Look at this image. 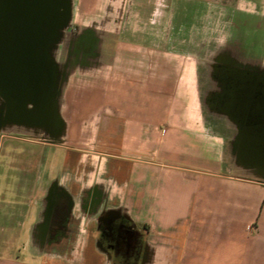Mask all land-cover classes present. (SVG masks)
<instances>
[{
    "label": "crops",
    "instance_id": "crops-1",
    "mask_svg": "<svg viewBox=\"0 0 264 264\" xmlns=\"http://www.w3.org/2000/svg\"><path fill=\"white\" fill-rule=\"evenodd\" d=\"M71 1L55 50L57 70L68 64L70 75L50 84L56 123L42 132L35 106L0 103V152L4 137L24 142L11 146L1 171L0 264H264V130L240 127L221 73L264 75V0H112L107 17L93 18L117 30L82 35L72 32ZM97 3L85 0L87 9ZM88 69L92 83H69ZM182 71L214 79L206 115L224 127L183 123L196 117L184 110L203 92L201 83H181ZM39 139L51 142L48 155L63 148V160L34 161ZM56 182L71 200L70 220L63 237L51 239ZM111 215L140 231L137 260L112 258L100 245L97 223Z\"/></svg>",
    "mask_w": 264,
    "mask_h": 264
},
{
    "label": "flooded vegetation",
    "instance_id": "flooded-vegetation-1",
    "mask_svg": "<svg viewBox=\"0 0 264 264\" xmlns=\"http://www.w3.org/2000/svg\"><path fill=\"white\" fill-rule=\"evenodd\" d=\"M79 29L74 27L72 32L77 34ZM90 44L91 41L85 43L88 52L90 51ZM30 46L31 44L28 45V49H18L10 58V65L7 58L0 59V103L3 106H6V103L35 106L38 109L37 116H34L38 124L37 127L44 132V130H50L52 123H56L53 118L54 110L51 111L52 105L49 103L51 100V83L47 79L48 53L45 47H37L36 50H33ZM224 78L231 79L233 77L224 75ZM228 81L230 83V80ZM238 83H240L239 80ZM251 83L256 84L259 90L253 97L248 111L238 109L239 125L241 128L264 130V75L254 73ZM17 115L22 116V114ZM32 129L36 131V128L33 127ZM35 143L38 145V149L44 153L43 161H47L46 149L49 148L50 143L43 139H39ZM49 195L51 196L53 219L58 221L57 226L53 227L54 229L50 232V236L51 239H60L64 235V232L61 231L64 226L63 223L66 219L70 220L71 200L66 189L58 182L51 185ZM94 224L96 227V221ZM97 229L100 245L109 252L112 258L126 262L140 258L142 237L134 222L123 215L116 217L111 215L101 218L97 223Z\"/></svg>",
    "mask_w": 264,
    "mask_h": 264
},
{
    "label": "water",
    "instance_id": "water-1",
    "mask_svg": "<svg viewBox=\"0 0 264 264\" xmlns=\"http://www.w3.org/2000/svg\"><path fill=\"white\" fill-rule=\"evenodd\" d=\"M71 0H0V59L10 58L20 48L50 52L48 79L57 83L59 73L55 50L71 19ZM233 78L226 92L235 109L248 111L259 87L251 83L252 72L226 70ZM238 80L240 83H238ZM232 82V83H231Z\"/></svg>",
    "mask_w": 264,
    "mask_h": 264
},
{
    "label": "rangeland",
    "instance_id": "rangeland-1",
    "mask_svg": "<svg viewBox=\"0 0 264 264\" xmlns=\"http://www.w3.org/2000/svg\"><path fill=\"white\" fill-rule=\"evenodd\" d=\"M101 2H102L101 4L97 3L98 7H96V8L91 7L90 9H87V6L85 4V0H74L75 17H74L73 26L78 27V29L81 28L78 30L79 35H82V34L87 33V32L92 33L94 30H96V32L100 31L103 33H110V32H114L117 30V26L110 25L107 20H105L101 23L95 22L96 19L93 18L94 15L96 14V18H98L99 17L98 14H101V17H99L100 19L103 18V16L107 17L108 12L106 11V9H108V8L105 6L107 4L113 3L112 0H101ZM86 9L88 11H86ZM110 37H111V35H110ZM112 37L114 38V42H112L113 45L110 47L115 48L116 47L115 43L118 42L117 41L118 36L113 34ZM77 38L78 37H73L72 43ZM102 47L106 48V45H103ZM70 50H71V48H69V52H70ZM69 71H70V67L68 66V64L67 65L65 64L63 66L60 65L59 71H58L59 77L63 78L64 80L68 79V77L70 75ZM87 71L88 72H86V73H82L81 71L77 70L69 78V83H92V78L90 76L91 70L88 69ZM186 73L184 71L181 72V74H182L181 83H201L202 84L201 90L203 92L202 93L203 97H202V102H200V100H199L200 98L197 96V103L195 105H192V104L187 105L186 110H184V111L195 112L196 117H194V120H192V121L187 120L186 122H183V123L187 124V127H196V128H204V127L222 128V127H224L222 125L223 121L221 119H219L217 115L216 116L214 115L212 119H210L206 115V114H210L211 111L209 112L208 108L210 107L209 105H211L212 103H208L207 101H205V99H203L204 98V92H205V89L207 86H210V85L212 86V83H216L214 81V79H211L209 77V73H205L203 71L202 72L199 71L198 73H195L193 71L192 72L187 71ZM189 73L192 74L190 81H189ZM221 73H223V75H227V76L229 75L228 71L221 72ZM195 76H196V78H195ZM175 83H178V80ZM71 87L74 88V86H72V85H71ZM94 101H96L95 96L93 97V101H91V103L88 102L86 104L87 107L89 108V105L92 104V102H94ZM70 109H71V107H70ZM70 109L67 110V112H66L68 116L72 115V112H70ZM85 109H86V107L83 106L84 113H85ZM84 113L81 116H79L78 121L81 120ZM93 121L94 120L92 118V119L86 121V123L90 124V127H93L92 126ZM205 123H206V125H205ZM165 127L162 128V129H165V131L160 130V137H165L164 135L167 133L166 132L167 125ZM75 133H76V125L71 126V129H70V135L72 136V139H73V137H75ZM88 138H90V139L95 138V136H88ZM31 142L32 141H30L29 143H31ZM45 142L51 144V142H48V141H45ZM21 143H24V142H20V141L17 142V140L11 139L10 137H4V139H2V146H1L2 152H0V190H2L3 193L7 192V189H6L7 177L2 176L1 171H4V169L2 170V166L6 165L7 159L8 160L12 159V155H11L12 153L10 151L11 146L12 145H15V146L21 145ZM32 143H34V142H32ZM209 147L212 150L213 159L219 158V156H220V145L214 143L212 146H209ZM13 149H16V147H13ZM5 150H7V152H4ZM55 150H56L55 155L52 152H50V154L48 155L47 161H57V160L61 161V160H63V158H64L63 148L57 147ZM43 154L44 153H42V151H40V150H37L36 152H34L32 154V156H34V158H33L34 161H37V162L43 161V159H44ZM148 158L149 159H155V152L150 153ZM4 176H9V175H4Z\"/></svg>",
    "mask_w": 264,
    "mask_h": 264
}]
</instances>
